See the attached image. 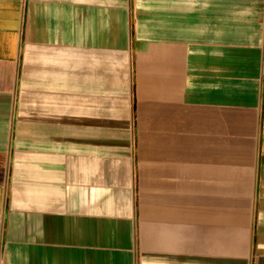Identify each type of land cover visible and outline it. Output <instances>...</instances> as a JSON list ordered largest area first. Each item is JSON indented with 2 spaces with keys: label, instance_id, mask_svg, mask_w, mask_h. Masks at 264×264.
Wrapping results in <instances>:
<instances>
[{
  "label": "crops",
  "instance_id": "crops-1",
  "mask_svg": "<svg viewBox=\"0 0 264 264\" xmlns=\"http://www.w3.org/2000/svg\"><path fill=\"white\" fill-rule=\"evenodd\" d=\"M0 264H264V0H0Z\"/></svg>",
  "mask_w": 264,
  "mask_h": 264
}]
</instances>
